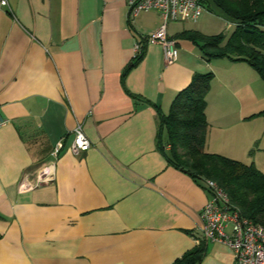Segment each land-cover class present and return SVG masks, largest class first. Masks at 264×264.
Segmentation results:
<instances>
[{
    "label": "crops",
    "instance_id": "0c3cea01",
    "mask_svg": "<svg viewBox=\"0 0 264 264\" xmlns=\"http://www.w3.org/2000/svg\"><path fill=\"white\" fill-rule=\"evenodd\" d=\"M8 4L0 10V264H174L201 242L199 264H234L228 246L201 241L210 194L158 148L156 107L167 115L196 74L212 73L204 151L264 174V82L244 62L206 61L179 36H216L219 27L167 24L176 61L166 65L160 46L145 45L122 78L136 41L162 24L157 11L130 18L128 0ZM78 125L90 148L75 156Z\"/></svg>",
    "mask_w": 264,
    "mask_h": 264
},
{
    "label": "trees",
    "instance_id": "16d2710c",
    "mask_svg": "<svg viewBox=\"0 0 264 264\" xmlns=\"http://www.w3.org/2000/svg\"><path fill=\"white\" fill-rule=\"evenodd\" d=\"M198 1L206 10L214 7L234 25L233 31L229 36L207 37L193 31L179 36L197 45L206 61L228 58L232 62H244L264 82V0ZM141 55L133 59L122 78L139 62ZM212 78V73L196 74L176 95L167 115H162L155 106L159 120L158 148L171 166L191 176L208 193L203 182H214L242 217L264 228V174L253 165L204 151L208 129L205 98ZM259 116L264 118V111ZM205 252V243L201 242L174 264H199Z\"/></svg>",
    "mask_w": 264,
    "mask_h": 264
},
{
    "label": "built area",
    "instance_id": "2783aa9c",
    "mask_svg": "<svg viewBox=\"0 0 264 264\" xmlns=\"http://www.w3.org/2000/svg\"><path fill=\"white\" fill-rule=\"evenodd\" d=\"M129 17L141 12L155 10L160 14V27L134 44V58L141 55L145 45H158L162 49L164 63L173 64L177 59L176 41L166 33L169 22L190 20L196 22L206 10L198 0H128ZM9 9L8 0H0V10ZM7 120L0 117V128ZM62 147L58 143L54 154ZM90 141L78 125L73 130V140L69 148L72 155L88 151ZM209 190L210 199L200 211L202 228L201 241L225 244L233 252L234 264H264V228L253 224L240 215L237 207L229 201L224 191L214 182H203ZM21 189L28 186L23 183ZM198 243H200L198 241Z\"/></svg>",
    "mask_w": 264,
    "mask_h": 264
},
{
    "label": "rangeland",
    "instance_id": "374dc122",
    "mask_svg": "<svg viewBox=\"0 0 264 264\" xmlns=\"http://www.w3.org/2000/svg\"><path fill=\"white\" fill-rule=\"evenodd\" d=\"M205 24L207 27H219V32L223 33L226 36H229L233 31V26L229 21H227L221 14L212 6L209 9L205 10L196 22L194 21H183V22H169L168 27H185L192 28L198 25ZM230 28H227L229 27ZM221 28V29H220ZM217 34V31H213Z\"/></svg>",
    "mask_w": 264,
    "mask_h": 264
}]
</instances>
